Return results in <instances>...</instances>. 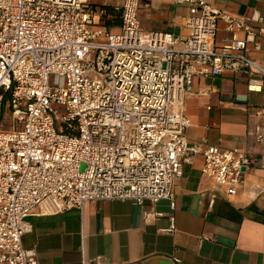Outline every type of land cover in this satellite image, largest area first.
Instances as JSON below:
<instances>
[{"label":"built area","instance_id":"2783aa9c","mask_svg":"<svg viewBox=\"0 0 264 264\" xmlns=\"http://www.w3.org/2000/svg\"><path fill=\"white\" fill-rule=\"evenodd\" d=\"M173 1L188 9L183 39L144 32L139 0L112 11L86 0H0V122L10 108L15 126L0 129V264H40L22 238L45 204L57 213L96 201L175 209V185L196 156L227 199L260 166L245 152L190 142L184 99L200 77L264 79V56L248 54L250 45L262 50L264 27L253 24L263 17ZM116 17V30L103 25ZM221 21L230 37L219 44Z\"/></svg>","mask_w":264,"mask_h":264},{"label":"crops","instance_id":"0c3cea01","mask_svg":"<svg viewBox=\"0 0 264 264\" xmlns=\"http://www.w3.org/2000/svg\"><path fill=\"white\" fill-rule=\"evenodd\" d=\"M86 1L98 7L122 3ZM139 1L144 32L164 31L176 39L190 35L187 7L173 0ZM206 1L232 16L259 13L264 19V1ZM253 26L264 27V20ZM229 37L221 21L218 43ZM257 40L262 50L250 45L248 54L262 63L264 36ZM184 104L191 121L186 131L190 142L242 151L259 162L246 171L234 198L217 191L198 155L184 164L183 177L175 185V209L170 201H96L82 210L57 213L45 204L39 215L28 218L33 230L23 236V247L35 250L40 264H264V79L245 71L200 77ZM173 219L175 229L168 232Z\"/></svg>","mask_w":264,"mask_h":264},{"label":"rangeland","instance_id":"374dc122","mask_svg":"<svg viewBox=\"0 0 264 264\" xmlns=\"http://www.w3.org/2000/svg\"><path fill=\"white\" fill-rule=\"evenodd\" d=\"M97 3H118L119 0H94ZM117 1V2H116ZM0 129L5 132L14 131V112L8 108L7 112L4 115V118L0 122Z\"/></svg>","mask_w":264,"mask_h":264},{"label":"trees","instance_id":"16d2710c","mask_svg":"<svg viewBox=\"0 0 264 264\" xmlns=\"http://www.w3.org/2000/svg\"><path fill=\"white\" fill-rule=\"evenodd\" d=\"M103 7H106L107 9H109V11H112V6H103ZM119 23H120V21H119L118 17H116L115 19H113L111 21L104 22L103 25L105 27L110 28V27H114V26L118 25Z\"/></svg>","mask_w":264,"mask_h":264}]
</instances>
